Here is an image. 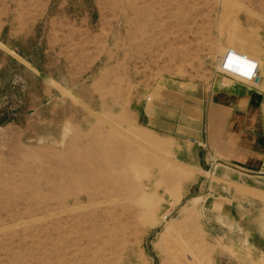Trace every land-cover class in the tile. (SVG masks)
Segmentation results:
<instances>
[{
  "label": "rangeland",
  "instance_id": "1",
  "mask_svg": "<svg viewBox=\"0 0 264 264\" xmlns=\"http://www.w3.org/2000/svg\"><path fill=\"white\" fill-rule=\"evenodd\" d=\"M229 50L264 0H0V264H264V172L191 139Z\"/></svg>",
  "mask_w": 264,
  "mask_h": 264
},
{
  "label": "crops",
  "instance_id": "2",
  "mask_svg": "<svg viewBox=\"0 0 264 264\" xmlns=\"http://www.w3.org/2000/svg\"><path fill=\"white\" fill-rule=\"evenodd\" d=\"M261 86L264 79L260 68L258 82L223 70L211 82L197 83L191 94L195 111L200 115V120L193 121L191 139L202 144L205 160L242 177L264 170V90ZM253 197L264 203L263 199ZM261 208L264 211V205ZM243 211L249 218L244 227L248 244H252L255 236L262 235L264 239V221L257 220L255 215L252 217V207Z\"/></svg>",
  "mask_w": 264,
  "mask_h": 264
},
{
  "label": "built area",
  "instance_id": "3",
  "mask_svg": "<svg viewBox=\"0 0 264 264\" xmlns=\"http://www.w3.org/2000/svg\"><path fill=\"white\" fill-rule=\"evenodd\" d=\"M221 67L223 70L245 76L250 80L259 79L258 63L247 57V55L238 54L234 50H230L226 54Z\"/></svg>",
  "mask_w": 264,
  "mask_h": 264
},
{
  "label": "bare ground",
  "instance_id": "4",
  "mask_svg": "<svg viewBox=\"0 0 264 264\" xmlns=\"http://www.w3.org/2000/svg\"><path fill=\"white\" fill-rule=\"evenodd\" d=\"M230 51V50H229ZM235 51V50H234ZM235 52H237V51H235ZM238 53V52H237ZM238 54H241V53H238ZM243 55V54H242ZM226 57V56H225ZM248 57V56H247ZM225 58H223V60H224ZM253 60V59H252ZM124 132V131H123ZM131 139V138H130ZM94 181H96V179L94 180ZM246 191H247V189H246ZM249 191H247V193H248ZM249 194H251V195H253V196H256V197H258V198H260V199H264L263 197L264 196H261V195H259V194H253V193H251V192H249ZM145 205V204H144ZM146 206V205H145ZM64 211V210H63ZM71 211V210H70ZM168 230H170V229H168ZM172 230V229H171ZM171 232V231H170ZM166 233V232H165ZM171 234V233H170Z\"/></svg>",
  "mask_w": 264,
  "mask_h": 264
}]
</instances>
